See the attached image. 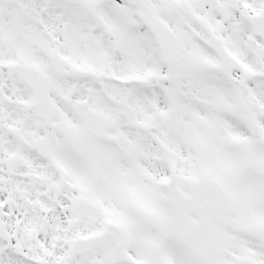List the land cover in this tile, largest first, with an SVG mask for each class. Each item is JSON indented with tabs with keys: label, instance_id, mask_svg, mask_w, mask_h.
<instances>
[{
	"label": "snow or ice",
	"instance_id": "snow-or-ice-1",
	"mask_svg": "<svg viewBox=\"0 0 264 264\" xmlns=\"http://www.w3.org/2000/svg\"><path fill=\"white\" fill-rule=\"evenodd\" d=\"M0 264H264V0H0Z\"/></svg>",
	"mask_w": 264,
	"mask_h": 264
}]
</instances>
